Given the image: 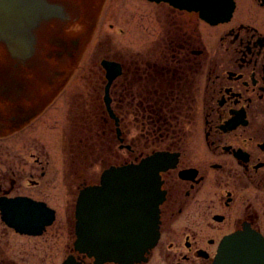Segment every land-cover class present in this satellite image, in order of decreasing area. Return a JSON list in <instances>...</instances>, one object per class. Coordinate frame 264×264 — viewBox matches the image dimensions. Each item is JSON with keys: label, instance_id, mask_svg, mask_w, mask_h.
Masks as SVG:
<instances>
[{"label": "flooded vegetation", "instance_id": "flooded-vegetation-1", "mask_svg": "<svg viewBox=\"0 0 264 264\" xmlns=\"http://www.w3.org/2000/svg\"><path fill=\"white\" fill-rule=\"evenodd\" d=\"M68 1L25 0L23 17L0 35V59L11 70L0 72V139L25 138L0 144V197H28L55 211L37 236L1 223L0 264H95L74 249V226L50 228L61 210L73 217L79 191L98 185L105 169L155 153L175 164L159 173L158 241L134 264H212L228 235L249 229L264 239V0H234L230 20L217 25L164 2H132L122 52L111 45L113 23L102 30L103 19L120 15L109 0H81V18ZM52 35L62 38L61 50L49 53ZM82 39L98 41L99 75L89 71L86 92L71 96L67 77L78 67L69 74L58 67L73 66ZM49 58L60 80L34 90ZM102 60L121 65L109 85L112 116ZM47 134L61 136L55 156Z\"/></svg>", "mask_w": 264, "mask_h": 264}, {"label": "water", "instance_id": "water-1", "mask_svg": "<svg viewBox=\"0 0 264 264\" xmlns=\"http://www.w3.org/2000/svg\"><path fill=\"white\" fill-rule=\"evenodd\" d=\"M148 1L196 12L211 25L230 20L235 6L234 0ZM24 2L0 0V35L23 17ZM100 66L106 79L105 106L112 116L109 85L121 74V65L102 60ZM174 160L167 154L155 153L135 164L111 166L99 176L98 185L82 188L74 207V249L94 258L95 264H134L145 260L144 255L159 238L160 205L165 198L159 173L172 168ZM0 219L17 233L37 236L53 224L55 211L28 197H0ZM216 252L212 264H264V239L245 229L224 237Z\"/></svg>", "mask_w": 264, "mask_h": 264}, {"label": "rangeland", "instance_id": "rangeland-1", "mask_svg": "<svg viewBox=\"0 0 264 264\" xmlns=\"http://www.w3.org/2000/svg\"><path fill=\"white\" fill-rule=\"evenodd\" d=\"M81 0L77 1V0H69V5L70 7H74L76 14L81 16L83 15V12L85 11L84 8L80 7V2ZM92 0H85V5H89L91 4ZM95 1V0H94ZM143 2L145 0H109L108 3L105 5L107 7L110 8H117V12L120 13L119 14H115V16H110L109 15L103 19V24H102V30H107V25L109 23H113V30L109 31L108 34L110 33V35L113 37V41L112 44L113 48H115V50L118 52H122L125 51L127 49V46L129 45L128 42V38L126 37L127 31H128V27L126 25V20H127V14L124 13V10L127 8V6H130V3L132 2ZM124 3V4H123ZM117 18V19H116ZM129 18V17H128ZM120 30L123 31V34L120 33ZM64 38V37H63ZM115 38V39H114ZM59 36L56 35H52V37L50 38V41L45 43V49L47 51H49V53H54L55 51H57L59 48ZM66 40H68L67 38H64ZM98 41H85V40H81L79 42V47L78 49H76V51H73L75 54V58H74V63L73 66H70L69 68V64L65 63L64 64L62 62H60V67H58L59 69L63 68L65 70H67V73L69 74L70 72H72L74 66L77 65V70L74 71L73 75H71V77H67L68 78V83L66 84L67 86L65 87V89H67V92L69 91V94L72 96L73 93H76L77 91H82L83 93L86 92V89L84 86H86V83L84 82H88L89 80L87 79V77H91L89 74V71L92 72H96L97 76L99 75V72L97 68H99V61L102 59L101 54L98 55L95 53L94 55L93 52L96 50ZM61 50V49H59ZM47 54V53H46ZM92 55V56H91ZM54 57V56H53ZM11 57L8 56V60L7 62H11ZM47 62L45 63V66L48 67V69L50 70V72H47L44 76L40 77L39 72L40 69L38 68L37 71V76H36V80L35 82L37 83V85L35 84V86H32V88L34 90H38V86L45 87L47 85V82L49 80V78H53L52 77V70L56 69V65H57V61L54 58H49L46 60ZM2 59H0V72L2 73V71H10L9 69H6L3 67L2 64ZM33 68V67H32ZM33 69H37V68H33ZM14 71V70H13ZM92 74V73H91ZM67 76V74H66ZM1 77V75H0ZM29 79V78H27ZM26 79V80H27ZM6 80H8V78H6ZM60 79H54V82H58ZM12 82V81H11ZM34 82V81H33ZM1 83V81H0ZM41 83V85H40ZM68 95V96H70ZM65 96V95H63ZM102 96V94H101ZM23 139L25 138H15V137H8L5 139H0V144L1 142H3V144L8 145V146H19L22 145ZM43 139H45L46 141H48L50 143V146L54 152V156L59 152V148L61 146V136L58 134H47L44 135ZM52 156V154H51ZM57 158V157H56ZM51 162L53 161L52 159H50ZM55 160V159H54ZM56 161V160H55ZM56 163H58V160L56 161ZM72 204V203H71ZM70 209V208H69ZM70 215L69 216H65V212L63 210H61L59 212V215L57 217V220L55 222V224L50 228V229H71L73 228V217H72V213H71V209L69 211ZM0 227H2V224L0 222Z\"/></svg>", "mask_w": 264, "mask_h": 264}, {"label": "bare ground", "instance_id": "bare-ground-1", "mask_svg": "<svg viewBox=\"0 0 264 264\" xmlns=\"http://www.w3.org/2000/svg\"><path fill=\"white\" fill-rule=\"evenodd\" d=\"M30 27H31V26H28V28L26 29V33H28V32L30 31V29H29ZM11 32H12L13 34L8 35V37H13L14 39H13V38H12V39L15 41V40L17 39L16 33H15L13 30H12ZM12 39H11V40H12Z\"/></svg>", "mask_w": 264, "mask_h": 264}]
</instances>
